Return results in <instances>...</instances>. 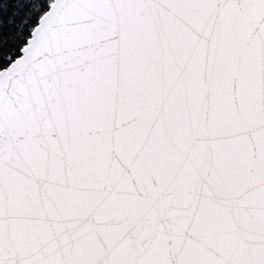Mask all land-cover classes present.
Listing matches in <instances>:
<instances>
[{
    "label": "snow or ice",
    "instance_id": "obj_1",
    "mask_svg": "<svg viewBox=\"0 0 264 264\" xmlns=\"http://www.w3.org/2000/svg\"><path fill=\"white\" fill-rule=\"evenodd\" d=\"M0 264H264V0H3Z\"/></svg>",
    "mask_w": 264,
    "mask_h": 264
},
{
    "label": "trees",
    "instance_id": "obj_2",
    "mask_svg": "<svg viewBox=\"0 0 264 264\" xmlns=\"http://www.w3.org/2000/svg\"><path fill=\"white\" fill-rule=\"evenodd\" d=\"M0 3H3V0H0Z\"/></svg>",
    "mask_w": 264,
    "mask_h": 264
}]
</instances>
